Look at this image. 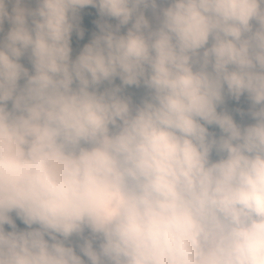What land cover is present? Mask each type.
<instances>
[{"label":"clouds","instance_id":"obj_1","mask_svg":"<svg viewBox=\"0 0 264 264\" xmlns=\"http://www.w3.org/2000/svg\"><path fill=\"white\" fill-rule=\"evenodd\" d=\"M0 264H264V0H0Z\"/></svg>","mask_w":264,"mask_h":264},{"label":"trees","instance_id":"obj_2","mask_svg":"<svg viewBox=\"0 0 264 264\" xmlns=\"http://www.w3.org/2000/svg\"><path fill=\"white\" fill-rule=\"evenodd\" d=\"M84 24H85L86 29H87L86 30V33H85L84 39L83 40H77V38L75 36L73 37L74 54H75L76 51L79 50L80 47L83 46L84 43H87L88 42V40L90 39V36H91V32L93 30H95L94 25L91 24V23H89L88 22V19H85ZM5 27L7 28V24L5 25Z\"/></svg>","mask_w":264,"mask_h":264}]
</instances>
